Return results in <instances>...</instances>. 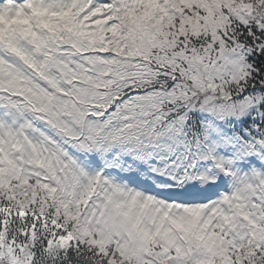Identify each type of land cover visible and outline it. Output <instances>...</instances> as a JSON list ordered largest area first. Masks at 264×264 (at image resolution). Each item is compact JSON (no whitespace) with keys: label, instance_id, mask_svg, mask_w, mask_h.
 Listing matches in <instances>:
<instances>
[{"label":"snow or ice","instance_id":"1","mask_svg":"<svg viewBox=\"0 0 264 264\" xmlns=\"http://www.w3.org/2000/svg\"><path fill=\"white\" fill-rule=\"evenodd\" d=\"M0 264H264V0H0Z\"/></svg>","mask_w":264,"mask_h":264}]
</instances>
